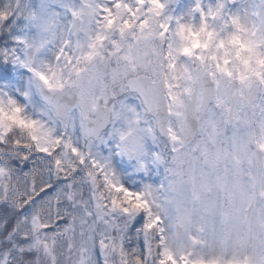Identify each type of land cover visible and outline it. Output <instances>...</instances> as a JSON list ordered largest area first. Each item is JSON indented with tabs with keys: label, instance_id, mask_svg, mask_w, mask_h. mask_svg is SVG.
Wrapping results in <instances>:
<instances>
[{
	"label": "snow or ice",
	"instance_id": "6c2138e0",
	"mask_svg": "<svg viewBox=\"0 0 264 264\" xmlns=\"http://www.w3.org/2000/svg\"><path fill=\"white\" fill-rule=\"evenodd\" d=\"M0 264H264V0H0Z\"/></svg>",
	"mask_w": 264,
	"mask_h": 264
}]
</instances>
